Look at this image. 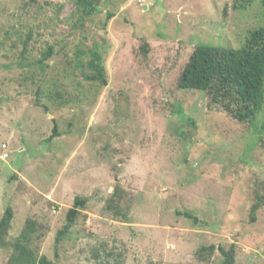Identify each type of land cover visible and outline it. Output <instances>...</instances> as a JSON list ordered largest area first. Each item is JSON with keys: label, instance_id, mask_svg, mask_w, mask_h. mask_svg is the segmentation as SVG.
<instances>
[{"label": "rangeland", "instance_id": "rangeland-1", "mask_svg": "<svg viewBox=\"0 0 264 264\" xmlns=\"http://www.w3.org/2000/svg\"><path fill=\"white\" fill-rule=\"evenodd\" d=\"M27 2L0 0V25L12 13L25 36L34 28L36 51L48 42L58 49L63 39L73 57L75 42L101 44L108 82L66 72L62 53L38 77L0 48V221L8 206L17 210L10 239L29 216L45 226L36 233L40 253L57 264H223L219 250L210 259L198 251L232 244L236 264H264V204L252 220L257 194L264 198V107L252 126L205 91L179 87L198 44L239 48L264 26L263 0H103L85 41L71 34L79 17L73 0H37L29 15ZM33 74L35 84L17 80ZM57 77L62 86L51 88ZM39 85L50 110L37 104ZM53 118L63 134L46 142ZM117 185L128 221L107 206ZM77 195L87 198L86 209L57 245ZM10 251L0 248V264Z\"/></svg>", "mask_w": 264, "mask_h": 264}, {"label": "trees", "instance_id": "trees-1", "mask_svg": "<svg viewBox=\"0 0 264 264\" xmlns=\"http://www.w3.org/2000/svg\"><path fill=\"white\" fill-rule=\"evenodd\" d=\"M36 1L29 0L26 5H23V13L29 15V7L34 6ZM73 2L74 8L72 16L78 14L79 17L70 28L71 34L75 36L77 33H82L85 41L88 39V35L85 32L88 28L87 25L91 17L98 14L102 9L103 0H73ZM62 8L63 5L59 7V10ZM8 15L11 17V21L6 25H0L3 27L0 31V48L6 47L9 49L8 52L11 51L16 55L17 60L14 62L17 63L19 68L25 70V68L30 67V69L38 72V77H44L47 69L52 67L51 62L55 54L62 53L64 55L62 65L66 72H74L75 75H80L84 81L90 83L107 84L105 50L102 49L101 44L95 43L86 49L83 47V42H75L76 48L73 57L66 50L68 43H64L63 39L59 40L62 44L58 49H56V43L48 42L46 47L40 49V51H36L34 46L39 40L35 38L36 32L34 28L31 27L25 36L23 31L14 28V16H12V13ZM114 16L115 14L110 12L107 21ZM21 43H23V46H21ZM144 50L148 51V46H144ZM4 66L8 67L9 65L4 64ZM26 76L25 78L18 77L17 80L23 85L36 83L35 80L37 77H35V74ZM56 81L51 88L62 86L59 77L56 78ZM179 87L205 91L212 104H216L217 107H220L241 122H249L251 125L252 123L254 124V121L264 107V26L252 30L245 44L239 48L203 43L198 44L190 54L182 71L179 79ZM36 92L38 106L40 105L44 109L50 110L49 104L40 102L41 94L43 93V87L41 85L38 86ZM58 92L57 90V94ZM59 96L49 97L50 99L56 97L57 100H60ZM178 111L185 120L189 121L191 119L184 112L183 107L180 106ZM53 119V132L45 140L46 142H51L63 134L58 121L56 118ZM257 126L259 125L256 124L255 128ZM260 127L261 132L264 131V125ZM8 155L9 153H7ZM11 178H15L14 175ZM120 191L121 188L117 185L107 206L113 210L117 218L128 221V211H125L121 203L117 200ZM41 195L43 196V194ZM257 197L258 200L252 206L253 221L256 220L257 213L264 204V198L260 194H257ZM87 202L86 197L81 195L75 197L73 206L67 211L65 224L58 230L56 236L57 245L69 237L78 219L82 217ZM30 204H32V201ZM16 214L17 210H14L12 206H8L0 221V248H8L11 250L7 264H57L47 254L40 253V240L43 237L41 234L36 233L41 228H45V226L40 225L33 218L28 216L25 227L19 236L14 240L10 239L12 222ZM184 214L187 218L194 219L196 222L199 221L191 212H185ZM35 234L37 236L34 242ZM217 250L223 255V264H236L237 249L235 244H232L229 248H226L224 245L202 246L198 251V257L210 259L211 255Z\"/></svg>", "mask_w": 264, "mask_h": 264}, {"label": "crops", "instance_id": "crops-1", "mask_svg": "<svg viewBox=\"0 0 264 264\" xmlns=\"http://www.w3.org/2000/svg\"><path fill=\"white\" fill-rule=\"evenodd\" d=\"M48 196H49V197H51V195H50V194H48V195H47V197H48ZM30 202H31V201H30Z\"/></svg>", "mask_w": 264, "mask_h": 264}, {"label": "built area", "instance_id": "built-area-1", "mask_svg": "<svg viewBox=\"0 0 264 264\" xmlns=\"http://www.w3.org/2000/svg\"><path fill=\"white\" fill-rule=\"evenodd\" d=\"M5 156H7V154Z\"/></svg>", "mask_w": 264, "mask_h": 264}, {"label": "clouds", "instance_id": "clouds-1", "mask_svg": "<svg viewBox=\"0 0 264 264\" xmlns=\"http://www.w3.org/2000/svg\"><path fill=\"white\" fill-rule=\"evenodd\" d=\"M6 157V156H5Z\"/></svg>", "mask_w": 264, "mask_h": 264}]
</instances>
